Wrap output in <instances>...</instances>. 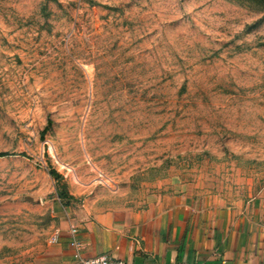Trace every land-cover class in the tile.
I'll return each instance as SVG.
<instances>
[{"label": "rangeland", "instance_id": "rangeland-1", "mask_svg": "<svg viewBox=\"0 0 264 264\" xmlns=\"http://www.w3.org/2000/svg\"><path fill=\"white\" fill-rule=\"evenodd\" d=\"M0 152V264L170 193L264 216V0H0Z\"/></svg>", "mask_w": 264, "mask_h": 264}, {"label": "crops", "instance_id": "crops-1", "mask_svg": "<svg viewBox=\"0 0 264 264\" xmlns=\"http://www.w3.org/2000/svg\"><path fill=\"white\" fill-rule=\"evenodd\" d=\"M82 254L129 264H264V216L194 192L170 193L149 209L90 211L59 228L57 264H74L69 230Z\"/></svg>", "mask_w": 264, "mask_h": 264}, {"label": "built area", "instance_id": "built-area-1", "mask_svg": "<svg viewBox=\"0 0 264 264\" xmlns=\"http://www.w3.org/2000/svg\"><path fill=\"white\" fill-rule=\"evenodd\" d=\"M76 229L71 228L69 230L70 238L69 243L72 247V256L74 259V264H129L123 260L114 258L111 255L108 254H101L96 257H86L82 254V247L83 243L76 238ZM60 236V231H56L54 236L52 237L51 241L52 243L58 242ZM178 264H198V263H188L185 261H182Z\"/></svg>", "mask_w": 264, "mask_h": 264}, {"label": "trees", "instance_id": "trees-1", "mask_svg": "<svg viewBox=\"0 0 264 264\" xmlns=\"http://www.w3.org/2000/svg\"><path fill=\"white\" fill-rule=\"evenodd\" d=\"M6 155L5 152H0V157Z\"/></svg>", "mask_w": 264, "mask_h": 264}]
</instances>
